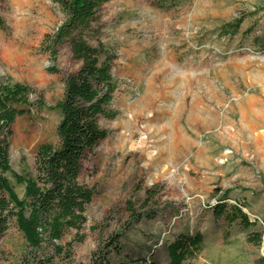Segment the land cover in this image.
Listing matches in <instances>:
<instances>
[{
    "label": "rangeland",
    "instance_id": "rangeland-1",
    "mask_svg": "<svg viewBox=\"0 0 264 264\" xmlns=\"http://www.w3.org/2000/svg\"><path fill=\"white\" fill-rule=\"evenodd\" d=\"M0 18V84L28 85L45 103L11 127V169L30 176L37 148L57 143L55 105L80 63L68 45L47 52L64 21L52 0H0ZM237 21L236 33L223 30ZM95 25L116 55L118 115L101 122L107 136L82 164L86 223L65 233L51 264H168L166 244L196 232L202 249L188 264L264 258V0H112ZM224 198L249 226L214 215ZM25 251L11 225L0 264Z\"/></svg>",
    "mask_w": 264,
    "mask_h": 264
},
{
    "label": "trees",
    "instance_id": "trees-1",
    "mask_svg": "<svg viewBox=\"0 0 264 264\" xmlns=\"http://www.w3.org/2000/svg\"><path fill=\"white\" fill-rule=\"evenodd\" d=\"M110 1L52 0L64 21L46 36L47 52L55 57L60 47L68 45L72 59L80 67L63 78V94L55 105L60 114L55 132L57 143L37 148L33 175L12 171L9 140L18 117L45 108L43 97L28 85L0 84V236L11 225L21 233L26 251L16 264H51L64 251L61 242L65 233L78 231L86 223L85 212L93 192L80 181L82 164L107 136L101 122L114 120L118 115L114 106L119 87L113 75L116 55L97 38L95 25L101 6ZM239 26L237 21L223 30L236 33ZM0 29H5L1 18ZM9 175L22 186L21 196ZM230 210L224 198L214 206L213 213L229 223L239 218L242 226L251 224L238 206ZM248 239L260 244V235ZM202 244L199 232L178 235L165 246L168 264H188L201 251ZM95 263L103 262L99 258ZM254 264H264V258Z\"/></svg>",
    "mask_w": 264,
    "mask_h": 264
},
{
    "label": "built area",
    "instance_id": "built-area-1",
    "mask_svg": "<svg viewBox=\"0 0 264 264\" xmlns=\"http://www.w3.org/2000/svg\"><path fill=\"white\" fill-rule=\"evenodd\" d=\"M231 101H233V99Z\"/></svg>",
    "mask_w": 264,
    "mask_h": 264
}]
</instances>
